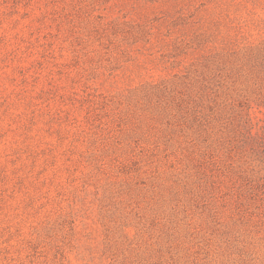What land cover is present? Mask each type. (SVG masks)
<instances>
[{
  "label": "rangeland",
  "instance_id": "obj_1",
  "mask_svg": "<svg viewBox=\"0 0 264 264\" xmlns=\"http://www.w3.org/2000/svg\"><path fill=\"white\" fill-rule=\"evenodd\" d=\"M0 264H264V0H0Z\"/></svg>",
  "mask_w": 264,
  "mask_h": 264
}]
</instances>
